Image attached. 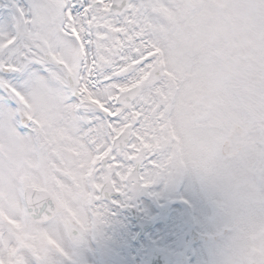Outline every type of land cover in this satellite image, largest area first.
Masks as SVG:
<instances>
[{"label":"snow or ice","instance_id":"6c2138e0","mask_svg":"<svg viewBox=\"0 0 264 264\" xmlns=\"http://www.w3.org/2000/svg\"><path fill=\"white\" fill-rule=\"evenodd\" d=\"M181 184L203 264H264V0H0V264H88Z\"/></svg>","mask_w":264,"mask_h":264},{"label":"rangeland","instance_id":"374dc122","mask_svg":"<svg viewBox=\"0 0 264 264\" xmlns=\"http://www.w3.org/2000/svg\"><path fill=\"white\" fill-rule=\"evenodd\" d=\"M187 190H188V186L186 185L185 189L183 190V193L186 192ZM172 196L173 195H170L166 199L162 198V200L164 202H168L170 201V199L173 198ZM140 198L142 197L137 195L134 197V201L139 199L138 201H140V206L143 207V203H144L148 207V210L152 212L153 208L147 205L146 203L147 201H145V199L143 200V198L142 199ZM118 212L121 213L122 215L116 216L113 222L109 224L105 229V230H108L106 232L107 235L105 236V239H106V243L109 245V252L105 251L104 256L106 260H110L111 258L115 259V261H108L107 264H128L129 261H127L126 255L130 257L129 258L130 264H150L148 243H142L139 247L136 248L139 250V256H138V259L134 260V255H132V249L134 248V246L131 243H129V239H128L129 233H134L133 232L134 224L129 221L128 217H126L122 211L118 210ZM141 212L144 213L143 211ZM116 222H120V227H122V229L120 230L121 233L119 235L126 234V238L123 243H121L120 241L114 240L110 237V233L112 235L119 233L113 227ZM185 225H187V222H185ZM158 234H159V240L162 242V245H163L164 250L162 252H164V255L172 258L174 262H180V258L178 257L180 256V253L183 250L182 249V239L184 235L186 234L185 228L183 227V225L179 226L178 224H173V223L170 225H165L158 231ZM110 241H113L114 243H116L115 245L119 247V249L121 250V253L124 254L125 256L119 255L118 254L119 250L116 249L114 246L110 245ZM191 249L194 250L195 247H192ZM92 250L93 248L88 247V254L92 256L93 259H95L94 250L93 251ZM197 264H199V261Z\"/></svg>","mask_w":264,"mask_h":264}]
</instances>
